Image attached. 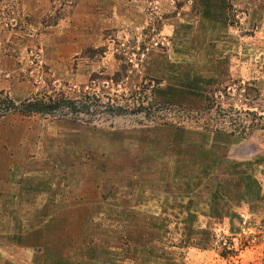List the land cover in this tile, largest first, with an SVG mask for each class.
Wrapping results in <instances>:
<instances>
[{"label":"rangeland","instance_id":"1","mask_svg":"<svg viewBox=\"0 0 264 264\" xmlns=\"http://www.w3.org/2000/svg\"><path fill=\"white\" fill-rule=\"evenodd\" d=\"M0 93V264H264V0H0Z\"/></svg>","mask_w":264,"mask_h":264},{"label":"trees","instance_id":"2","mask_svg":"<svg viewBox=\"0 0 264 264\" xmlns=\"http://www.w3.org/2000/svg\"><path fill=\"white\" fill-rule=\"evenodd\" d=\"M17 105L6 95L0 93V118L10 111H13ZM20 112L23 114L31 113H50L59 107V103L53 100L45 102L44 100L25 101L20 104Z\"/></svg>","mask_w":264,"mask_h":264}]
</instances>
